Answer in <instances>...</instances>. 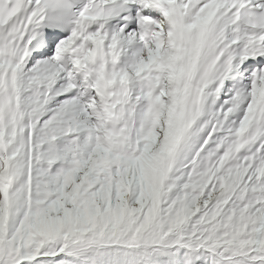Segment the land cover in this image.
Returning <instances> with one entry per match:
<instances>
[{
	"label": "snow or ice",
	"instance_id": "obj_1",
	"mask_svg": "<svg viewBox=\"0 0 264 264\" xmlns=\"http://www.w3.org/2000/svg\"><path fill=\"white\" fill-rule=\"evenodd\" d=\"M0 264H264V0H0Z\"/></svg>",
	"mask_w": 264,
	"mask_h": 264
}]
</instances>
